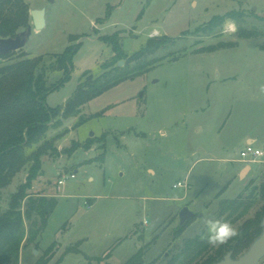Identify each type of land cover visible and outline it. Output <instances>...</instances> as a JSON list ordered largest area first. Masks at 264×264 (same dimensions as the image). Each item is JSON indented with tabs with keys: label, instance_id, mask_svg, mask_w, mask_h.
I'll use <instances>...</instances> for the list:
<instances>
[{
	"label": "rangeland",
	"instance_id": "374dc122",
	"mask_svg": "<svg viewBox=\"0 0 264 264\" xmlns=\"http://www.w3.org/2000/svg\"><path fill=\"white\" fill-rule=\"evenodd\" d=\"M26 2L30 11L46 10L45 27L33 29L22 49L28 57L43 56L48 66L53 55L80 45L70 80L47 98L51 108L74 96L85 73L103 74L114 55L100 40L103 36L122 32L129 56L149 39L166 36L176 41L154 57L177 53L178 59L168 56L145 75L92 100L82 108L81 117L88 120L81 126L79 117L70 118L49 132V138L63 133L59 155L44 157L30 193L56 197L58 203L39 243L22 249L20 264L42 259L44 264H124L141 247L147 249V262L166 264L184 240L205 238L203 219H218L220 201L247 197L260 187L264 157L245 162L253 157L243 154L245 135L258 138L254 148L264 152V93L259 91L264 84V0ZM229 13H237L236 20H227L235 22V32L224 23L213 32L197 33ZM248 31L256 37L247 38ZM212 47L218 50L208 52ZM62 76L48 71L49 85ZM74 143L80 148L70 154ZM248 165L251 170L243 173ZM26 177L27 169L2 192V210ZM60 180L65 183L59 185ZM178 183L187 187L175 188ZM184 207L200 217L175 238ZM73 246L80 253L66 254Z\"/></svg>",
	"mask_w": 264,
	"mask_h": 264
},
{
	"label": "trees",
	"instance_id": "16d2710c",
	"mask_svg": "<svg viewBox=\"0 0 264 264\" xmlns=\"http://www.w3.org/2000/svg\"><path fill=\"white\" fill-rule=\"evenodd\" d=\"M29 12L26 0H0V39L15 38L27 31L32 22ZM108 12L109 16L110 9ZM228 19L236 20L237 13L215 17L199 28L197 33L213 32ZM247 34V38L256 37L251 31ZM71 40H77V37L72 36ZM100 40L111 46L114 52L113 57L103 65V74L94 78L90 73H85V80H82L74 96L64 106L56 108L48 106L47 98L70 80L73 59L80 45L69 46L62 54L53 55L54 62L48 66L43 56L30 58L22 50L0 55V196L27 169L26 180L10 196L7 209L2 210L0 206V264H20L22 249L39 243L57 207L56 197L34 196L30 193L34 181L42 174L44 157L59 155L57 143L63 133L49 138V132L70 118L79 117L77 127L81 126L88 120L82 119V108L92 100L126 80L145 75L168 60V56H172V61L178 59L177 53L154 57L176 41L166 36L149 39L132 56L125 51L122 32L103 36ZM216 50L215 47L207 49L208 52ZM14 57V62L2 63ZM121 61L124 62L122 67L119 66ZM48 71L61 72L63 76L49 85ZM89 143L84 146L86 149L90 148ZM78 148L80 145L74 143L68 152L73 154ZM258 202L262 203L259 210L252 218L246 219L248 212ZM199 217L196 214L184 225L179 224L174 237L182 236ZM217 217L230 221L239 234L219 247L209 246L203 235L186 239L166 264H218L227 253L232 252L235 258V255L248 249L262 233L264 181L247 197L220 201ZM73 252L80 253V250L74 246L66 249V254ZM146 256L147 249L141 247L124 264H156L155 260L147 262ZM41 261L36 264H44Z\"/></svg>",
	"mask_w": 264,
	"mask_h": 264
},
{
	"label": "water",
	"instance_id": "95a60500",
	"mask_svg": "<svg viewBox=\"0 0 264 264\" xmlns=\"http://www.w3.org/2000/svg\"><path fill=\"white\" fill-rule=\"evenodd\" d=\"M29 13L32 19V25L27 29V31L20 33L15 38L0 39V55H7L9 53L22 50L25 46H27L33 29L41 31L45 27V9H34ZM122 65L123 62L121 61L119 66ZM247 169L250 170V167H247L243 173ZM195 217V213H193L188 207H184L179 213L180 225H184L188 220ZM261 227V235L253 241L246 252L238 258H233V253L229 252L218 264H260V262L264 259V219L262 220Z\"/></svg>",
	"mask_w": 264,
	"mask_h": 264
},
{
	"label": "clouds",
	"instance_id": "9594fccd",
	"mask_svg": "<svg viewBox=\"0 0 264 264\" xmlns=\"http://www.w3.org/2000/svg\"><path fill=\"white\" fill-rule=\"evenodd\" d=\"M225 25L228 31L235 32L237 30L234 21H226ZM259 91L264 93V84L259 86ZM203 224L206 228V243L211 247L225 245L239 234L238 229L227 220L205 217Z\"/></svg>",
	"mask_w": 264,
	"mask_h": 264
},
{
	"label": "built area",
	"instance_id": "2783aa9c",
	"mask_svg": "<svg viewBox=\"0 0 264 264\" xmlns=\"http://www.w3.org/2000/svg\"><path fill=\"white\" fill-rule=\"evenodd\" d=\"M244 156H251L253 157L252 160H244L245 162H256L258 158L264 157V152L261 149H256L252 145H248L246 148V152L243 154ZM71 178H74V175H71ZM65 183V180H60L59 185H63ZM182 187H187V185H183L182 183H178L175 185V188H182Z\"/></svg>",
	"mask_w": 264,
	"mask_h": 264
},
{
	"label": "crops",
	"instance_id": "0c3cea01",
	"mask_svg": "<svg viewBox=\"0 0 264 264\" xmlns=\"http://www.w3.org/2000/svg\"><path fill=\"white\" fill-rule=\"evenodd\" d=\"M226 79H231V78H226ZM244 140H245V143H247V145H252V146H254L257 142H258V138H256V137H252L251 135H245L244 136ZM258 149H260V148H258ZM262 150V149H261ZM248 167H250V170H251V166H249L248 165ZM244 170V169H243ZM243 172V171H242ZM45 196H47V195H45ZM51 196V195H50ZM93 203V202H92ZM91 203V204H92ZM138 247H139V244H136V248L138 249ZM62 261V260H61ZM60 261V262H61Z\"/></svg>",
	"mask_w": 264,
	"mask_h": 264
}]
</instances>
